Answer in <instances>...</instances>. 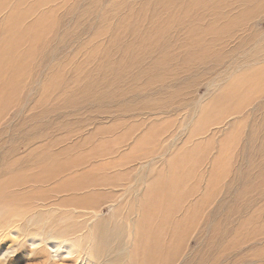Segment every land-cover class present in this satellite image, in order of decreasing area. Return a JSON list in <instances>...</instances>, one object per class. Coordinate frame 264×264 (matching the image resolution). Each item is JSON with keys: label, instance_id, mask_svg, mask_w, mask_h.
I'll list each match as a JSON object with an SVG mask.
<instances>
[{"label": "rangeland", "instance_id": "rangeland-1", "mask_svg": "<svg viewBox=\"0 0 264 264\" xmlns=\"http://www.w3.org/2000/svg\"><path fill=\"white\" fill-rule=\"evenodd\" d=\"M0 1L37 36L4 73L0 181L37 185L24 218L0 208V264H109L100 223L125 258L170 244L139 212L156 180L180 196L171 264H264V0Z\"/></svg>", "mask_w": 264, "mask_h": 264}, {"label": "bare ground", "instance_id": "bare-ground-1", "mask_svg": "<svg viewBox=\"0 0 264 264\" xmlns=\"http://www.w3.org/2000/svg\"><path fill=\"white\" fill-rule=\"evenodd\" d=\"M6 5L7 4L2 5V2L0 1V12L4 10ZM17 6L18 3L14 7L9 8L10 11L7 13L4 23L0 25V98H2L3 94L6 92L3 88L4 73H6L7 70L9 72L7 81L10 83V87L8 89L10 91L14 75L18 74L21 68L28 66V63L24 64L26 54L21 52V45L24 42V39L28 38L27 41L30 40L28 49L30 54L31 51L33 52V46L36 45V34L32 33L31 36H28V34L31 33L33 29H35L36 23L32 21L33 23H31L29 26L23 27L25 15L24 13L17 11ZM253 57L257 58L255 55ZM13 165L15 164L12 163L7 165V168ZM2 170L3 169H0V171ZM25 184V182H22L19 184L10 185L5 181H0V208L6 211L7 215L5 216V219L11 220L10 223L17 221L16 219L24 218L33 211L28 207H30L34 202L30 198L32 197V188H36V183H32L31 188L23 191L21 194H17V192L12 191V188L21 189ZM166 185L167 184L156 180L155 184L151 185L153 187L152 190L148 192L150 188L146 189L142 200H140L139 203V212L141 217L144 219L143 222L149 226H153V223H150V221L155 217L158 218V214L162 212L158 227L163 228V225L167 224L168 222L169 225L172 224V232L169 233V235H167L166 232H163L162 234L168 236L170 244L168 242L166 243V241H163L165 239L164 237L158 240L162 243L160 246H158L153 237L150 240V237L147 236V241L138 243L142 244L141 246H134L129 257L125 258L123 257L124 250L122 249L125 241H127V237L123 232L124 227L121 225L108 227L100 223L98 224V227H94L91 232V251L87 254L89 258L93 260L95 259V253H101L111 257L108 259L110 261L106 260L109 264H162L163 261L166 263L169 260V264L173 263L172 261L175 252L172 251H174L176 246V244H174V241H176L174 237H181L180 232L175 236L173 231L178 229L182 231L181 224H183V219L176 217L173 219V221H171L172 219H170L168 216L167 212H169L172 206L174 207V203L175 205L179 203L180 196L168 194V191L171 189H169ZM45 194H47V192H45ZM137 203L138 199H129L126 204L127 206L129 205L130 208H128L127 211H130L132 209L131 206ZM19 209L26 210L25 212H19ZM133 238L134 242L137 241L135 239V235ZM129 240L131 241L132 238L130 237Z\"/></svg>", "mask_w": 264, "mask_h": 264}, {"label": "clouds", "instance_id": "clouds-1", "mask_svg": "<svg viewBox=\"0 0 264 264\" xmlns=\"http://www.w3.org/2000/svg\"><path fill=\"white\" fill-rule=\"evenodd\" d=\"M9 251H13V252H14V250H11V249H10V250L6 251L3 255H0V257H5V256H7ZM53 259L55 260V255H54Z\"/></svg>", "mask_w": 264, "mask_h": 264}]
</instances>
